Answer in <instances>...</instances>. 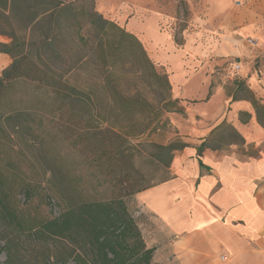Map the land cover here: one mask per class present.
I'll list each match as a JSON object with an SVG mask.
<instances>
[{
    "label": "trees",
    "instance_id": "obj_1",
    "mask_svg": "<svg viewBox=\"0 0 264 264\" xmlns=\"http://www.w3.org/2000/svg\"><path fill=\"white\" fill-rule=\"evenodd\" d=\"M8 11L35 37L11 35L10 43H0V53L12 60L0 75V133L10 138L2 127L7 122L24 140L37 141L44 164L37 172L60 214L27 216L15 193L29 201L35 186L25 181L11 187L0 172L4 264H154L155 248L147 247L127 200L169 181L175 153L189 147L180 138L167 145L152 143L150 157L139 147L150 128L172 126L165 114L185 113L180 100L171 98L168 76L156 72L134 35L96 12L93 0H0V19L8 20ZM133 41L139 56L130 60ZM92 59L102 74L87 71ZM142 59L151 72L140 68L139 76L149 84L161 83L162 89L120 86L118 62L125 68ZM76 72L85 75L83 83H74ZM236 84L232 102L253 98L239 97L244 83ZM152 94L158 104L152 103ZM245 144L224 120L197 150L201 156L205 150ZM26 242L38 246L36 255L24 253Z\"/></svg>",
    "mask_w": 264,
    "mask_h": 264
},
{
    "label": "rangeland",
    "instance_id": "obj_2",
    "mask_svg": "<svg viewBox=\"0 0 264 264\" xmlns=\"http://www.w3.org/2000/svg\"><path fill=\"white\" fill-rule=\"evenodd\" d=\"M95 10L105 19L116 23L127 33L134 35L143 45L147 52L148 58L154 65L157 73L163 75L168 73L165 66H160L151 57L147 49L148 42H154L156 37L154 33L159 32L167 34L176 43V47L182 48L187 43V39L195 37L196 43L206 42L209 40L214 46H218L221 39H227L235 47V54H225L219 62L212 66L208 74L212 78V95L219 88L223 89L222 98L207 108L211 114L219 110V102L223 106V112L218 119L206 120L211 127L217 126L226 115V120L231 123L245 138L244 146H232L219 150V155L234 154L240 159L257 158L264 156V0H93ZM8 20L0 19V43H10L9 36L16 35L23 37H35L33 30L25 29L24 22L15 17L13 12L8 11ZM155 16L158 18L157 28L152 25L141 27V31L146 35L136 32L135 28L145 23L147 18ZM132 25L136 26L134 29ZM146 42H145V40ZM178 43V44H177ZM133 52L130 54V60L139 56L134 41L131 43ZM135 54V56H134ZM239 59V61H238ZM223 60V61H222ZM94 59L90 60L87 71L94 75L102 74V70L97 67ZM12 63V60H11ZM118 77L121 79L120 86L129 91L133 89H147L153 91L161 87V83L143 80L139 76L142 68L145 72L150 73L145 60L140 64L123 67L122 63L117 64ZM141 68V69H140ZM211 70V71H210ZM1 75V74H0ZM74 83H83L85 75L74 73ZM236 81L243 82L244 88L240 90L238 96L247 99L250 95L252 99L246 101L251 106L250 111L240 112L231 116L232 109L228 106L229 99L237 90ZM162 89V87L160 88ZM162 91V90H161ZM164 93V92H163ZM199 92V95H202ZM171 94V98L175 100ZM211 95V96H212ZM210 96V97H211ZM151 101L158 104L159 97L152 94ZM227 97V98H226ZM207 101H202L204 103ZM180 105L184 108V115L177 113L165 114L171 127L159 129L157 131L150 128L140 139L139 146L147 157L155 154L152 143L167 145L180 138L184 143L192 145L197 139H192L184 132L192 131L195 125H199L198 116L192 115L189 111L190 105L180 100ZM204 120V118H201ZM3 129L7 131L10 138L3 139L0 133V172H4L8 177V184L18 185L25 181H31L35 186L34 197L26 201L24 193L17 192L15 196L17 201L26 206L25 213L27 216L32 215L35 218H43L45 215L56 217L60 214V208L54 199L46 197L44 189L45 184L41 182L37 170L44 166L40 159L39 145L36 140H24L21 135L9 126V123H3ZM256 129L257 133H254ZM252 130V132H251ZM250 132L254 134L255 140H249ZM247 134V135H245ZM4 140V141H1ZM136 146L138 142H131ZM179 152V151H177ZM176 152V153H177ZM175 153V154H176ZM170 172V169H169ZM171 174V172H170ZM160 173L155 174V182L160 179ZM42 183V184H41ZM41 184V185H40ZM129 213L134 217L142 237L147 245L154 242L152 239L157 236L160 228L153 216L148 214L140 206L135 198L127 200ZM7 231V230H5ZM9 231V230H8ZM158 234V235H157ZM156 237V238H157ZM58 249L68 248L66 245L54 244ZM4 242L0 239V264L6 261V255L3 251ZM24 253L28 256L36 255L38 246L30 242L23 244ZM50 264H56L51 260ZM66 264H75L72 260Z\"/></svg>",
    "mask_w": 264,
    "mask_h": 264
},
{
    "label": "crops",
    "instance_id": "obj_3",
    "mask_svg": "<svg viewBox=\"0 0 264 264\" xmlns=\"http://www.w3.org/2000/svg\"><path fill=\"white\" fill-rule=\"evenodd\" d=\"M157 22L158 18L152 16L132 28L146 35L141 27L157 28ZM156 32V40L146 43L147 49L157 64L167 68L173 98L189 104L190 113L200 118V124L184 132L197 142L174 155L172 178L135 195V201L160 228L157 233L161 238L155 236L149 247L155 248L153 263L264 264V156L240 159L212 150L199 156L197 150L226 120L225 115L215 127L206 122L210 117L220 118V102L215 114L207 108L224 96L219 88L208 99L212 84L208 71L225 54H235V47L224 38L214 46L209 40L198 44L195 37H190L178 48L170 36ZM10 64L11 58L0 53V74ZM228 99L231 116L250 111L246 101ZM204 100L207 102L201 103ZM251 132L248 139L252 141L256 136Z\"/></svg>",
    "mask_w": 264,
    "mask_h": 264
},
{
    "label": "water",
    "instance_id": "obj_4",
    "mask_svg": "<svg viewBox=\"0 0 264 264\" xmlns=\"http://www.w3.org/2000/svg\"><path fill=\"white\" fill-rule=\"evenodd\" d=\"M238 61H239V59H238Z\"/></svg>",
    "mask_w": 264,
    "mask_h": 264
}]
</instances>
